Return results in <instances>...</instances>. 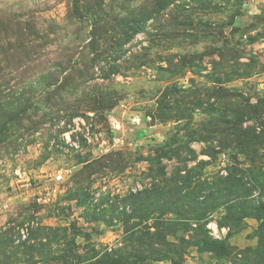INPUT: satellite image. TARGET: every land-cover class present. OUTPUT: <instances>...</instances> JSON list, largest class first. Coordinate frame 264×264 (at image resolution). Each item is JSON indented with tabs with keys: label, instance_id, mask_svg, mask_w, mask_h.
<instances>
[{
	"label": "rangeland",
	"instance_id": "1",
	"mask_svg": "<svg viewBox=\"0 0 264 264\" xmlns=\"http://www.w3.org/2000/svg\"><path fill=\"white\" fill-rule=\"evenodd\" d=\"M11 113L0 264H264V0H0Z\"/></svg>",
	"mask_w": 264,
	"mask_h": 264
},
{
	"label": "trees",
	"instance_id": "2",
	"mask_svg": "<svg viewBox=\"0 0 264 264\" xmlns=\"http://www.w3.org/2000/svg\"><path fill=\"white\" fill-rule=\"evenodd\" d=\"M132 34H135L134 30H133ZM113 70H115V69H113ZM14 114L15 113L8 114L5 123L2 126H0V132L1 133H3L2 131H3L4 127H8V124H13L20 117V115H23V113H19L17 115H14ZM263 122H264V120H263ZM233 140H235V142H238V143L242 142V139L239 136L234 137Z\"/></svg>",
	"mask_w": 264,
	"mask_h": 264
},
{
	"label": "built area",
	"instance_id": "3",
	"mask_svg": "<svg viewBox=\"0 0 264 264\" xmlns=\"http://www.w3.org/2000/svg\"><path fill=\"white\" fill-rule=\"evenodd\" d=\"M61 180H63V174L62 173H60L59 175H57L55 177V181L56 182H60ZM213 230H214V232H216V229L215 228H213Z\"/></svg>",
	"mask_w": 264,
	"mask_h": 264
}]
</instances>
